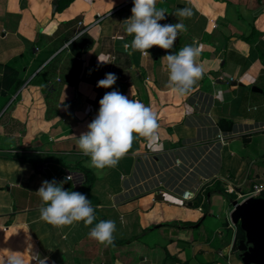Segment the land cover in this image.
<instances>
[{"label":"crops","instance_id":"obj_1","mask_svg":"<svg viewBox=\"0 0 264 264\" xmlns=\"http://www.w3.org/2000/svg\"><path fill=\"white\" fill-rule=\"evenodd\" d=\"M132 6L0 0V264L12 254L24 264H258L233 247L229 214L251 183L264 185V113L250 89L264 70V0H157L168 12L159 23L187 31L150 56L124 50ZM185 7L190 17L175 15ZM194 42L204 75L179 96L163 56ZM105 73L118 79L97 87ZM113 89L152 109L158 140L133 133L116 167L96 169L76 141ZM53 179L90 200L92 225L40 219L36 190ZM183 188L194 198L182 200ZM100 220L115 221L111 245L88 236Z\"/></svg>","mask_w":264,"mask_h":264},{"label":"clouds","instance_id":"obj_2","mask_svg":"<svg viewBox=\"0 0 264 264\" xmlns=\"http://www.w3.org/2000/svg\"><path fill=\"white\" fill-rule=\"evenodd\" d=\"M130 11L131 16L125 20V31L133 39L130 44H124V50L129 55L139 51L143 56H150L147 50L153 46L172 49L179 34L187 31L186 25L181 22L159 23L166 19L168 12L165 8H157V0H133ZM175 15L188 18L192 10L187 7L177 9ZM200 53L201 47L194 42L183 46L176 53L163 56L169 74L168 85L177 95L189 94L193 86L203 78L204 67L197 63ZM98 61L111 63L107 57H98ZM117 79L115 73H105L96 86L110 88ZM98 103V112L88 123V130L81 133L76 141L81 152L90 157V167H116L130 149L134 140L133 133L146 138L150 144L157 142L156 114L141 101L129 99L113 89L106 92ZM65 182L57 183L55 179L42 181L36 190L42 201L40 219L55 227L79 221H83L85 226L92 225L96 216L90 200L83 193L63 189L62 184ZM115 231V221L100 220L90 229L88 236L107 246L113 244ZM5 264H24V261L20 255L12 254L7 256Z\"/></svg>","mask_w":264,"mask_h":264},{"label":"water","instance_id":"obj_3","mask_svg":"<svg viewBox=\"0 0 264 264\" xmlns=\"http://www.w3.org/2000/svg\"><path fill=\"white\" fill-rule=\"evenodd\" d=\"M55 1L52 0V9ZM250 89L264 94V89L257 85H251ZM229 215L231 220L237 221L244 231V238L238 239L236 245L237 249L243 252V258L264 264V200L259 197L233 200Z\"/></svg>","mask_w":264,"mask_h":264},{"label":"built area","instance_id":"obj_4","mask_svg":"<svg viewBox=\"0 0 264 264\" xmlns=\"http://www.w3.org/2000/svg\"><path fill=\"white\" fill-rule=\"evenodd\" d=\"M97 81H98V79H96V82ZM66 177L69 178L70 175L66 174ZM261 190H264V185L260 182H253V183H251L250 188L244 193V197L258 193ZM196 191H197L196 188L195 189L183 188L179 191L178 196L182 200H191L194 198Z\"/></svg>","mask_w":264,"mask_h":264},{"label":"rangeland","instance_id":"obj_5","mask_svg":"<svg viewBox=\"0 0 264 264\" xmlns=\"http://www.w3.org/2000/svg\"><path fill=\"white\" fill-rule=\"evenodd\" d=\"M255 83L258 86H260L262 89H264V70L261 72L259 79H257L255 81ZM254 95L261 98V103L259 105H257V107H258L257 109H258V111H262V113H264V94L261 92L254 91ZM251 104H256V103H255V101H253ZM250 108L252 111H253V109H255V108H252V105H250ZM225 196L229 197V195L227 193H225ZM231 196H234V195H231Z\"/></svg>","mask_w":264,"mask_h":264},{"label":"trees","instance_id":"obj_6","mask_svg":"<svg viewBox=\"0 0 264 264\" xmlns=\"http://www.w3.org/2000/svg\"><path fill=\"white\" fill-rule=\"evenodd\" d=\"M83 173L85 176V180L86 178H88V171L86 169L83 168ZM80 189V188H79ZM227 193V192H226ZM228 194V193H227ZM240 238H244V231L243 229L239 226V223L236 221L235 222V233H234V241H233V247H235L237 245V240Z\"/></svg>","mask_w":264,"mask_h":264}]
</instances>
